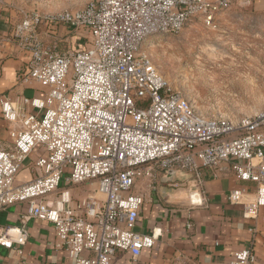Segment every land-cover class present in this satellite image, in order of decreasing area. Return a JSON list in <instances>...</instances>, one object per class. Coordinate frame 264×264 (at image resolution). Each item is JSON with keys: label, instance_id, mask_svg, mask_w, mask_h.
Instances as JSON below:
<instances>
[{"label": "built area", "instance_id": "built-area-1", "mask_svg": "<svg viewBox=\"0 0 264 264\" xmlns=\"http://www.w3.org/2000/svg\"><path fill=\"white\" fill-rule=\"evenodd\" d=\"M252 2L90 0L25 15L11 34L27 56L18 82L37 83L43 95L16 88L0 100L9 137L0 143V207L25 203V220L53 223L56 247L66 250L69 264H117L118 250L138 257L152 248L157 235L136 227L168 170L184 171L200 186L205 170L217 177L227 164L237 179L256 186L253 195L244 187L230 190L228 201L256 219L264 207V109L242 116L198 109L146 49L153 35L178 34L196 22L216 29L234 4ZM43 23L83 31L84 47L60 50L42 37ZM39 150L32 178L19 182ZM88 183L94 188L85 195L72 190ZM28 237L24 221L7 226L0 245H16L22 254ZM230 264H256L252 246L234 252Z\"/></svg>", "mask_w": 264, "mask_h": 264}, {"label": "crops", "instance_id": "crops-1", "mask_svg": "<svg viewBox=\"0 0 264 264\" xmlns=\"http://www.w3.org/2000/svg\"><path fill=\"white\" fill-rule=\"evenodd\" d=\"M257 1L256 4L261 5V0ZM13 23L6 10L0 9V100L12 95L16 88H21L28 97H41L43 90L37 83L19 85L18 75L26 69L27 56L11 38ZM7 126L0 112V143L9 140ZM35 153L19 172V182L32 178ZM223 167L226 170L217 177L211 170L204 171L205 181L193 197L195 200L189 196L192 179L181 181L186 187L173 188L169 201L158 192L154 202L143 206L136 227L141 234H156V244L143 249L138 257L118 250L116 263L230 264L234 252L252 246L256 264H264V207L256 219H249L244 216L242 205L232 204L227 199L228 192L235 188H247L253 195L255 183L241 181L229 171L227 164ZM72 190L80 194L75 186ZM26 207L25 203L0 207V234L7 226H18L24 221L29 229L22 254L16 245L11 248L0 245V264H20L23 260L32 264H69L71 259L66 250L56 247L54 224L37 218L25 220Z\"/></svg>", "mask_w": 264, "mask_h": 264}, {"label": "rangeland", "instance_id": "rangeland-1", "mask_svg": "<svg viewBox=\"0 0 264 264\" xmlns=\"http://www.w3.org/2000/svg\"><path fill=\"white\" fill-rule=\"evenodd\" d=\"M89 1L0 0V9L6 10L15 27L33 11L45 15L79 8ZM256 3L257 0L243 6L234 4L222 14L216 29L196 22L178 34H155L149 38L146 49L158 70L174 88L190 97L198 109L235 116L252 115L264 109V0L261 5ZM58 25L40 26L44 40L57 42L60 50L84 47L83 31ZM212 46L217 47L216 52L210 50ZM41 154V150L37 151L34 158ZM83 185V189L75 186L79 195L94 188L93 184ZM182 187L186 186L173 188ZM198 189L194 186L191 191Z\"/></svg>", "mask_w": 264, "mask_h": 264}, {"label": "water", "instance_id": "water-1", "mask_svg": "<svg viewBox=\"0 0 264 264\" xmlns=\"http://www.w3.org/2000/svg\"><path fill=\"white\" fill-rule=\"evenodd\" d=\"M186 179H192L194 181H192L191 183L192 186L189 187V196L195 200V198L193 197L197 195L198 190H191L194 186L199 187V185L196 184V180H194L189 174L181 170H168L164 173V175L162 176L163 185L159 188V194L163 197L165 201H169L171 198L170 194L173 192V187H170L169 184L176 181H184Z\"/></svg>", "mask_w": 264, "mask_h": 264}, {"label": "bare ground", "instance_id": "bare-ground-1", "mask_svg": "<svg viewBox=\"0 0 264 264\" xmlns=\"http://www.w3.org/2000/svg\"><path fill=\"white\" fill-rule=\"evenodd\" d=\"M209 49H210V48H209ZM210 50H211L212 52H216V51H217V47L212 46Z\"/></svg>", "mask_w": 264, "mask_h": 264}]
</instances>
